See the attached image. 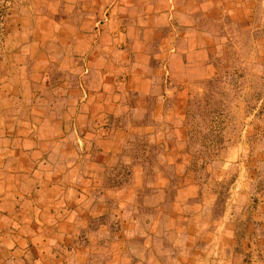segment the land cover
Instances as JSON below:
<instances>
[{
  "label": "rangeland",
  "instance_id": "rangeland-1",
  "mask_svg": "<svg viewBox=\"0 0 264 264\" xmlns=\"http://www.w3.org/2000/svg\"><path fill=\"white\" fill-rule=\"evenodd\" d=\"M181 11L210 73L173 108ZM0 196L59 210L45 264L72 205L92 264H264V0H0Z\"/></svg>",
  "mask_w": 264,
  "mask_h": 264
},
{
  "label": "crops",
  "instance_id": "crops-1",
  "mask_svg": "<svg viewBox=\"0 0 264 264\" xmlns=\"http://www.w3.org/2000/svg\"><path fill=\"white\" fill-rule=\"evenodd\" d=\"M189 15L188 12L187 15L183 11L179 12L177 26L171 27L168 33H162L157 38V49L151 56V61L154 59V63H158L160 67L158 71L161 74L163 65H166L169 70V87L176 94H173L168 101L162 98L161 104L164 105L172 101L173 108L184 106V94L191 89L190 78L198 76L195 82H199V80L204 79L210 73V65L206 60L207 49L197 42V37H193V35L198 36L199 31L194 30L195 28L192 24L187 21V19L189 20ZM149 82H152V80H149ZM157 114L159 113L157 112ZM161 118H163L161 114L160 117L156 116V114L153 116L154 120L161 121ZM138 126L143 130L150 128V124L144 125V123H140ZM145 131L149 132V129ZM107 150L112 155L120 154L115 148L111 151L110 148ZM136 165L138 166V164ZM135 170L141 171V167H134L133 171ZM121 188H115L114 191H117V194H119L122 190ZM107 195V191L103 195L100 193L101 199H105ZM116 197V201L120 203L122 199L117 195ZM35 204L39 203L32 199L14 197V200H12L8 197L4 198L0 196V264H45L42 255H50L48 252H52L51 255H54V252L57 251V239L52 236L42 235L41 231H44L43 222L44 224L46 222L55 223V226H52L51 229H53V232L59 231V210L56 211L55 207H49L52 209L50 215L45 216L44 208H41L40 204L39 206H35ZM73 207L74 205L66 207L65 209L67 210L62 211L65 215H68L65 222L66 228L63 233H67L72 237L70 241L64 240L63 246L67 249H73V253L68 257L70 264H92L90 259L91 252L95 250H91L92 242L90 236H86L85 232H81L78 226L70 222L72 219L75 221ZM96 207L98 215L103 214L105 210L103 204ZM34 209H36L35 212H33ZM90 214L92 215V212ZM89 217L87 215L86 219H89ZM29 220L37 221L42 230L36 225L37 230L34 231L29 224ZM47 228L50 229V227ZM84 228L90 230L86 225V220ZM81 234H84L85 237L82 238ZM38 240H41V242H38ZM116 250H119V248L116 247ZM107 262L104 263L107 264ZM50 264H56V262L52 261ZM64 264L68 263L65 262ZM113 264H117V260Z\"/></svg>",
  "mask_w": 264,
  "mask_h": 264
}]
</instances>
